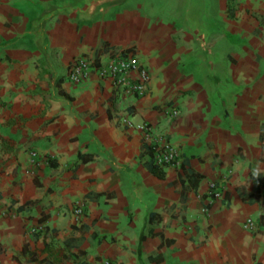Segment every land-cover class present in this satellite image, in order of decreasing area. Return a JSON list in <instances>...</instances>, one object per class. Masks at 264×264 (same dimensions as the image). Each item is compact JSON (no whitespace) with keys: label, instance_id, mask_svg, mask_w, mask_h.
<instances>
[{"label":"crops","instance_id":"1","mask_svg":"<svg viewBox=\"0 0 264 264\" xmlns=\"http://www.w3.org/2000/svg\"><path fill=\"white\" fill-rule=\"evenodd\" d=\"M117 51L150 70L144 95L69 80ZM125 116L181 165L157 166ZM104 258L264 264V0H0V264Z\"/></svg>","mask_w":264,"mask_h":264},{"label":"built area","instance_id":"2","mask_svg":"<svg viewBox=\"0 0 264 264\" xmlns=\"http://www.w3.org/2000/svg\"><path fill=\"white\" fill-rule=\"evenodd\" d=\"M92 73L100 78L112 79L117 86L123 87L135 95H144L149 90L151 73L148 67L143 64L139 56L134 51H117L107 60L98 63L91 58L76 57L68 68V78L74 83H80L87 80ZM134 73V74H133ZM180 110L173 108L170 111V119L177 117ZM123 123L128 127H134L141 131L145 141L153 154L154 163L157 166H180L182 163V154L179 148L162 132L157 130L149 123H134L128 117L122 118ZM31 156L35 160L38 153L31 151ZM218 199H225V189L223 185L216 181H211L209 185L208 202L214 203ZM208 207L204 208L207 213ZM83 204L77 203L74 207V213L80 217L83 214ZM243 226L250 231L259 229L260 222L253 217H248ZM100 264H116L110 258H104Z\"/></svg>","mask_w":264,"mask_h":264},{"label":"trees","instance_id":"3","mask_svg":"<svg viewBox=\"0 0 264 264\" xmlns=\"http://www.w3.org/2000/svg\"><path fill=\"white\" fill-rule=\"evenodd\" d=\"M151 151V150H150ZM152 152V151H151ZM80 159H81V161H83V162H86V161H88L89 160V158H87L84 154H80Z\"/></svg>","mask_w":264,"mask_h":264},{"label":"clouds","instance_id":"4","mask_svg":"<svg viewBox=\"0 0 264 264\" xmlns=\"http://www.w3.org/2000/svg\"><path fill=\"white\" fill-rule=\"evenodd\" d=\"M259 174H260L259 171L254 172V175L257 177L259 176Z\"/></svg>","mask_w":264,"mask_h":264}]
</instances>
